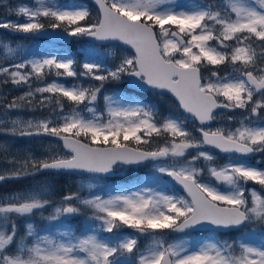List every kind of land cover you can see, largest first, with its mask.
Returning a JSON list of instances; mask_svg holds the SVG:
<instances>
[{
    "label": "snow or ice",
    "instance_id": "6c2138e0",
    "mask_svg": "<svg viewBox=\"0 0 264 264\" xmlns=\"http://www.w3.org/2000/svg\"><path fill=\"white\" fill-rule=\"evenodd\" d=\"M92 3L89 8L32 0L8 8L9 16L23 21L0 20V29L12 33L59 30L68 37L119 41L132 50L109 53V64L104 53L89 49L78 72L77 61L67 55L15 62L17 49L0 42L5 53L0 85L28 88L0 104V136L57 142L41 156L0 143V162L7 165L0 169V184L45 173L107 175L145 164L153 171L135 190L113 189L107 196L97 194L93 184L87 185V195L68 194L58 202L48 198L47 186L0 195V264H264V168L245 159L264 153V0ZM228 64L232 72L221 75L219 66ZM53 70L58 78L99 84L66 86L54 80L33 88V80L44 81ZM125 78L133 88L171 93L178 113L160 116L155 105L105 91L107 84ZM45 109L51 111L40 119L9 115ZM236 110L241 118L228 115V124L211 126ZM210 149L227 154V162L217 164ZM168 183L186 195L170 193ZM82 210L91 213L90 226L77 234L69 221L85 214ZM38 214L48 226L60 222L66 230L42 234L32 219ZM241 227L251 231L232 241L214 236ZM124 228L136 234H125ZM197 230L212 235L169 242L172 233ZM138 236L149 242L141 247Z\"/></svg>",
    "mask_w": 264,
    "mask_h": 264
},
{
    "label": "rangeland",
    "instance_id": "374dc122",
    "mask_svg": "<svg viewBox=\"0 0 264 264\" xmlns=\"http://www.w3.org/2000/svg\"><path fill=\"white\" fill-rule=\"evenodd\" d=\"M57 2V1H56ZM80 3V2H76L75 0H69L67 1L65 4L68 3ZM188 2V1H187ZM220 1H218L217 3H219ZM19 3H25V4H30L32 3V0H0V20H4V19H11L13 21L20 19L21 21H23V17H17L15 15H8V8L11 6H14L16 4ZM191 3V2H189ZM60 4V3H59ZM84 4V3H83ZM87 6V5H86ZM89 8H92L91 6ZM0 31H2V29H0ZM23 36H25V34H22ZM28 36H32V34H27ZM2 35L0 34V42L4 43L3 39H1ZM84 37H75V41H80L82 40ZM13 48L17 49V57H16V61L15 62H19L21 57L26 56L28 59H32V58H39V57H44V56H50V55H24L23 54V45H16V46H12ZM100 47L94 45L91 42H86L83 41V44L81 45V50L83 52L82 55V60L77 62L76 65V70L79 72L81 71L79 64L80 62L83 61L84 59V55L86 53L87 50L89 49H95L98 52L104 53L107 56V62L109 64H111L113 62L112 56L108 55L109 53H113L116 56L119 55H128L130 54L129 51L123 49L122 47L118 46V45H109L104 47L102 50L99 49ZM5 55L4 51L2 48H0V62H2V57ZM55 56H65V55H55ZM7 66V65H6ZM209 67L210 66H206L205 68H202V73L207 76L209 74ZM219 72L221 75H225L227 73L232 72V66L230 64L228 65H221L219 66ZM54 80H59L60 83L66 85V86H72V85H79V84H83L85 87L89 86L90 84L92 85H97L96 81H90L87 79H84L82 77H78V78H73V77H56L55 75V71L53 70L51 74H49L44 81H32V85L33 88L37 87V86H43L45 83L48 82H52ZM126 81V78L123 80ZM28 91V88L26 85L24 86H14L11 83L7 84V85H0V104L4 103L5 100L7 101H11L14 97H19L24 95V93ZM107 92V91H106ZM109 93V92H107ZM111 94V93H109ZM98 106L100 108L103 107V102L102 100L99 102ZM51 111V109H45L43 111H30V110H22L20 112H11L9 115L12 116L13 118L17 115L21 116L23 119H40L42 117L48 116L49 112ZM3 114V109H0V115ZM228 115H235L237 117V119L241 118L240 116V110H237L235 113H226L222 119H218L217 121H213V124L211 125L213 128L219 126V125H223V124H228L229 121L227 120V116ZM232 126H238L235 121L231 122ZM191 126V125H190ZM0 143H10L14 145L13 151H17V150H21V149H31L36 155L41 156L44 154L45 150L49 147V145L55 147L56 143L53 141H45L42 139H31V140H26L25 138H15V139H11V138H7L4 136H0ZM211 150V149H210ZM214 152V154L217 156V164H223L225 162H227L228 160V156H222L220 154H218L216 151L211 150ZM5 167H7V165H5L4 163L0 162V169H4ZM258 168H264V163L261 162V165ZM153 169H152V165L146 166V167H142V168H138V169H133V168H127V167H118L115 169V174L116 176H119L121 178H126L128 183L127 185H117L115 184L114 186L110 187L109 189H107V191H105L104 196H107V194L111 193L113 189H120V188H132L133 190H135V186L139 185L141 183V181H145L147 182L149 177L151 176ZM87 176V175H86ZM91 177V176H90ZM164 182H167V180ZM88 184H93L95 186V191L97 192V194H101L103 195V193L101 191H99V184L95 183L93 181H88L85 182L81 187L82 190V194L83 195H87L88 194V189H87V185ZM168 185V184H167ZM152 187H155V185H151ZM249 187H256L257 189H259V185H253L251 182H249ZM50 210L48 212H46L49 214L52 209L49 208ZM84 211V213L88 212L86 210H82ZM84 215V214H83ZM90 215V214H89ZM89 215H85V217L83 218L85 225L82 231L87 230V228L90 226V221H88L87 217ZM82 216V215H80ZM35 223L39 222V225L42 226V228H40L42 230V234L44 233V231H48L50 230L53 234H56L57 232L60 231H64L66 230L65 225L63 223L60 222H53L54 225H47L46 221L41 220L39 214L36 215L35 217L32 218ZM21 224H23V221H20ZM52 223V224H53ZM56 223V224H55ZM36 226L37 223H36ZM54 226V227H53ZM259 227V226H258ZM251 228L250 227H242L240 230L234 231L235 236H234V240L238 239L242 236L243 233L246 232H250ZM123 232L125 234H136L134 232L133 229L130 228H124ZM205 235H199V236H182V237H178L176 238L173 242H178L179 239L183 238V239H199V240H203L206 239L209 236L208 232H205ZM208 233V234H207ZM232 232L229 233H223L224 237H219L220 240H228V234H230ZM257 237H258V233H257ZM139 241L142 242V247L144 245H146L149 240L148 238L144 237V236H138ZM256 242L258 243V238L256 240Z\"/></svg>",
    "mask_w": 264,
    "mask_h": 264
},
{
    "label": "trees",
    "instance_id": "16d2710c",
    "mask_svg": "<svg viewBox=\"0 0 264 264\" xmlns=\"http://www.w3.org/2000/svg\"><path fill=\"white\" fill-rule=\"evenodd\" d=\"M188 2H195V0H187ZM220 0H216L218 2ZM207 2V0H206ZM86 3V2H85ZM88 7L90 5L86 3ZM8 41V40H7ZM9 42V41H8ZM11 43V42H9ZM24 44L27 42L24 41ZM69 54H74V49L70 48L68 50ZM97 85L99 83H96ZM105 91L112 93V92H119L124 95H130L133 97H136L140 99L141 101L145 103H149L152 105H155L156 109L159 112L160 116H166L169 115L170 113H178V108L177 104L175 101L167 94H161V93H156L153 91H147L145 93H138L132 90H128L126 88V82L122 81L119 84L112 83V84H107L105 86ZM45 141H49L48 139H42ZM164 180L166 181V178L164 177ZM88 181H93L95 183L99 184V191L105 194V191L109 189L110 187L114 186L115 184L119 185H127L128 181L126 178H121L119 176H115L112 179H105V178H96V177H90V176H85V175H78V174H64V173H55V174H42L38 175L35 178H26L23 180H9L6 181L2 184H0V195H3L5 193H10L16 190H23V189H28L33 186H47L50 191H51V196L48 197L50 200L54 202H58L62 197L68 194H74V193H81V187L85 182ZM167 190L172 193L174 192L175 194L182 195L175 187H173L170 183L167 185ZM50 209H47L44 214L46 215V212H48ZM91 214L90 212H86L82 216L75 217L69 221L71 230L76 232L77 234L81 233L85 222L83 218L85 215ZM48 215V213H47ZM37 223L38 228H42V226L39 225V222ZM56 224V223H55ZM54 225V223L52 224ZM54 227V226H53ZM257 230H259L258 225L256 226ZM258 233V231H257ZM105 237H108L109 234L103 233ZM199 236V235H204L201 233H193L190 234L189 236ZM235 233H230L228 234V239L230 241L234 240ZM177 236L170 234L169 236V242H173ZM140 246L142 247V242L139 241Z\"/></svg>",
    "mask_w": 264,
    "mask_h": 264
},
{
    "label": "water",
    "instance_id": "95a60500",
    "mask_svg": "<svg viewBox=\"0 0 264 264\" xmlns=\"http://www.w3.org/2000/svg\"><path fill=\"white\" fill-rule=\"evenodd\" d=\"M92 5H93V3H92V0H88ZM38 36H41V37H45V38H47V39H50V40H52V41H54V42H61V43H69V40H70V37H68V36H66L65 34H63L62 32H60L59 30H51V29H49L48 31H45V32H41V33H38L37 34ZM88 40H91V41H93V42H95V43H97V44H99V45H102V46H104V45H108V44H112V43H116V44H119V45H121L122 47H124V48H126L127 50H129V51H132L131 49H130V47L129 46H127V45H123L121 42H119V41H99V40H95V39H92V38H89V37H86ZM129 79L130 78H128V81H127V83H126V86H127V88H129V89H132V90H135V91H137V92H146L147 90H149V89H147V88H142V89H137V88H133V87H131L130 86V84H129ZM152 91H155V92H157V93H159L157 90H152ZM163 94H167V95H169L171 98H173V100L176 102V103H178L176 100H175V98L171 95V93H163ZM218 112L219 111H224L223 109H220V110H217ZM212 124H213V122H212ZM211 124V125H212ZM42 138H49V137H43V136H41ZM28 138H36V137H28ZM49 139H52V138H49ZM52 140H54V139H52ZM55 141V140H54ZM213 150H215V149H213ZM215 151H217L219 154H221V155H223V156H227V154H224V153H221V152H219V150H215ZM256 155V153H253V154H249L247 157H245L246 159H249V158H252V157H254ZM145 165H148V164H145ZM142 166H144V165H142ZM125 167H127V166H125ZM137 167H141V166H134V168H137ZM68 174H81V173H68ZM84 175H90V176H95V177H100V178H113L114 176H115V172H113V173H110V174H107V175H93V174H87V173H83ZM167 179L169 180L170 178H168L167 177ZM173 184V186L175 187V188H177L179 191H181L184 195H186V193H184L182 190H181V187L179 186V185H177V184H174V183H172ZM240 229V228H239ZM235 230H238V229H228V230H225V229H220V230H218L217 232H229V231H235ZM197 231H200V230H197ZM190 232H192V231H190ZM174 234H177V235H182V233H174Z\"/></svg>",
    "mask_w": 264,
    "mask_h": 264
},
{
    "label": "flooded vegetation",
    "instance_id": "af4514ba",
    "mask_svg": "<svg viewBox=\"0 0 264 264\" xmlns=\"http://www.w3.org/2000/svg\"><path fill=\"white\" fill-rule=\"evenodd\" d=\"M0 34L2 35V37H1V39H3L4 41V43L6 42L7 43V41H6V37H12V38H19V39H25V38H29V36L28 35H25V36H23L22 34H18V33H12V32H9L8 30H6V29H2V31H0ZM35 37V36H34ZM37 38V37H36ZM74 43H75V46H74V48H75V50H77L78 49V46H79V44H78V41H75V38H74V40H72ZM29 42V41H28ZM30 42H32V43H40V44H46V41L45 40H42V38H37V39H35V38H32V40L30 41ZM29 42V43H30ZM28 43V44H29ZM19 43H17L16 45H18ZM80 44H81V42H80ZM52 52H55V50H52ZM261 162H263L264 163V153H260V152H257V155H256V157L255 158H253V159H251V160H248L247 161V163L248 164H250V165H253V166H260L261 165Z\"/></svg>",
    "mask_w": 264,
    "mask_h": 264
},
{
    "label": "bare ground",
    "instance_id": "6f19581e",
    "mask_svg": "<svg viewBox=\"0 0 264 264\" xmlns=\"http://www.w3.org/2000/svg\"><path fill=\"white\" fill-rule=\"evenodd\" d=\"M6 40H8L9 42H11L12 44H17L21 42V39L19 38H12V37H6Z\"/></svg>",
    "mask_w": 264,
    "mask_h": 264
}]
</instances>
